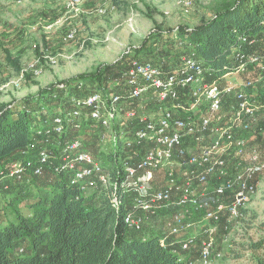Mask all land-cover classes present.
Returning a JSON list of instances; mask_svg holds the SVG:
<instances>
[{
    "label": "trees",
    "instance_id": "16d2710c",
    "mask_svg": "<svg viewBox=\"0 0 264 264\" xmlns=\"http://www.w3.org/2000/svg\"><path fill=\"white\" fill-rule=\"evenodd\" d=\"M169 40L172 48L184 46L191 52L184 53L182 57L174 55L173 63L150 58L144 48L135 51V56L141 51L139 59L172 70L179 66L183 57L194 54L202 62L207 80L220 81L237 67V52H263L264 0H233L199 26L189 29L180 25ZM111 67L105 66L94 73L63 82L67 88L76 81L82 86L68 89L67 96L59 85H52L37 95L0 104V196L1 193L20 195L26 192L27 189L23 188L27 185L38 188L36 195L28 194L23 201L26 213L17 209L10 211L15 214L13 220L3 212H7L14 206L9 207V204L14 203L8 201L1 205L0 202V264H194L198 259L199 251L193 249L196 244L184 251L181 239L171 241L165 237L163 241L160 231L145 232L144 225L141 230H130L124 222L128 201L124 202L120 191H117V196L121 204L115 208L108 190L83 194L78 187L70 185L67 173L56 172L63 146L80 140L82 148L110 171L115 182L123 179L125 161L132 152L124 138L132 137L136 125L127 123L121 126V121H116L111 127L114 130L113 141L104 150L101 143L106 128L83 117L81 127L77 129L69 117L75 94L86 97L95 91H109L103 83ZM127 67V62L122 63L114 77L122 79ZM124 87L117 88L115 93L122 94ZM249 93L251 95L252 91ZM184 99L187 97L181 94V101ZM253 100L264 106L263 91L259 90ZM224 106L230 107L229 99L224 100ZM257 116L260 128H264V110L256 113L255 118ZM57 117L64 119L65 129L60 135L54 131ZM47 131H50L49 136L45 134ZM54 141L56 144L51 151L55 156L42 160L38 146ZM18 162L28 166L21 181L10 179L5 174ZM36 167L53 174L46 191L43 189L47 185H39L35 180L39 176L32 173ZM21 183L26 184L22 187L19 186ZM25 245H28L27 249ZM253 248H258V245Z\"/></svg>",
    "mask_w": 264,
    "mask_h": 264
},
{
    "label": "built area",
    "instance_id": "2783aa9c",
    "mask_svg": "<svg viewBox=\"0 0 264 264\" xmlns=\"http://www.w3.org/2000/svg\"><path fill=\"white\" fill-rule=\"evenodd\" d=\"M68 2L77 7L84 0ZM179 2L185 9L193 6V0ZM74 37V32L69 35L71 39ZM235 58L238 65L227 76L248 75L250 68L257 66L261 81H264V49L261 54L240 51ZM127 64L122 73L125 86L122 94L95 91L86 97H74L73 110L69 114L77 129L81 127L83 117L100 123L106 129L118 120L121 126L127 123L136 125L132 137H123L126 146L132 149L125 161L123 179L115 182L110 171L82 148L80 140L67 142L63 146L56 172L67 173L70 185L78 187L83 194L108 190L115 208L121 204L117 191L122 193L124 202L131 197L132 208L126 212L124 222L133 230L143 227L138 213L155 217L162 210L170 208L174 209L168 224L170 236H178L193 225L186 221L189 210L202 213L210 224L219 223L224 214L230 219L240 218L255 193L256 175L264 171V162L258 151L253 149L247 153L245 138L236 135L238 130H250L259 109L249 93L256 81L248 77L237 84L227 82L225 76L220 81L209 82L202 62L194 54L183 57L179 66L172 70H165L139 58ZM146 94L156 100L152 112L145 111L140 105V99ZM181 94L187 97L184 102L181 101ZM225 99H229L230 107L224 106ZM187 102L191 103L189 107L184 106ZM231 102H234L233 106ZM126 103L131 107L125 109L123 105ZM173 104L175 109L191 112L195 108L199 113L206 114L198 119L194 114L182 116L172 109ZM225 110L231 114H224ZM122 115L127 118V123H123ZM64 129V119L57 117L54 120L55 133L60 135ZM259 132L264 137V129L260 128ZM45 134L49 136L50 131ZM105 138L106 134L103 136ZM190 139L198 145L195 149L187 147ZM52 156H55L52 151H40L42 160ZM229 156L236 159L237 171L233 176L229 175ZM175 165L180 167L179 172L174 170ZM27 167L18 162L5 174L10 179L21 181ZM161 171L166 172L164 182L157 180ZM32 173L41 176L43 169L36 167ZM5 174L2 173V176ZM212 179H216L217 184L211 197L205 199L208 197L201 194L199 189ZM212 231L210 229L207 234L211 235ZM196 239L197 235H188L182 241V249H192ZM211 246V237L202 242L201 260L210 256Z\"/></svg>",
    "mask_w": 264,
    "mask_h": 264
},
{
    "label": "rangeland",
    "instance_id": "374dc122",
    "mask_svg": "<svg viewBox=\"0 0 264 264\" xmlns=\"http://www.w3.org/2000/svg\"><path fill=\"white\" fill-rule=\"evenodd\" d=\"M231 1L233 0H193V6L185 9L179 0H84L77 7L71 6L68 0H0V104L37 95L52 85H59L63 89L62 93L67 96L70 92L68 89L82 86L76 81L71 88H67L63 82L82 74L94 73L105 66L112 67L108 69L103 85L108 92L115 93L117 88H123V80L114 77L117 69L122 63L140 58L141 51L137 56L135 51L144 48L143 51L150 58L166 59V62L173 63L174 55L182 57L184 53L191 52L190 48L184 46H170L169 39L173 32L180 25L192 29L209 21L218 9ZM73 32L75 37L71 39L69 35ZM168 56L171 58H167ZM250 69L248 75L233 74L226 76V80L240 84L250 77L256 81L250 89L253 98L259 90L264 93V81H261L257 66ZM74 97H77L76 94L72 98ZM155 101V98L146 94L140 99V105L145 111L152 112ZM188 104L191 103L187 102L184 106L189 107ZM136 105L135 107H140ZM233 105L234 102L231 106ZM256 105L259 114L264 106L257 101ZM171 106L182 116L194 114L198 119L206 114L199 113L195 108L187 112L175 109V104ZM123 107L128 109L131 106L126 103ZM224 114L230 115L231 112L225 110ZM121 118L123 123L128 122L124 115ZM260 126L257 116L249 131L238 130L236 135L245 138L247 153L256 149L264 162V137L260 136ZM113 132V128L106 129V138L101 143L104 150L110 147ZM190 141L192 142L191 139ZM189 142V149L198 146ZM55 144L54 141L46 146H38V149L51 151ZM235 160L233 156L227 158L230 176L237 171ZM174 170L179 172L180 167L175 165ZM165 174V171L159 172L157 180L164 182ZM52 179L53 174L44 169L43 174L35 180L39 185L46 184V189H43L46 191ZM255 179V193L240 218L230 219L224 214L223 222L210 224L203 214L188 211L186 221L196 222L184 236L198 234L193 249L199 251V257L194 264H264V171L256 175ZM216 182V179H212L199 189L201 194L208 197L205 199L211 197ZM25 184L19 186L23 187ZM25 188L30 192L26 190L20 195L12 196L1 193V205L8 201L14 203L9 204V207L14 205V208L3 212L7 218L14 219L15 214L10 212L14 209L26 213L23 201L28 198V194L36 195L38 188L29 185L23 190ZM127 201L129 210L132 208L131 197ZM166 211L167 213L161 214L166 217L162 221L159 216L150 217L138 213L145 226L143 231H160L164 237L174 239L170 236L168 225L174 210ZM210 229L213 230L211 235L207 234ZM184 236L179 235L177 240ZM209 237L212 238L211 254L207 259L201 260L200 246ZM255 245L258 248H253ZM24 248L27 249L28 245Z\"/></svg>",
    "mask_w": 264,
    "mask_h": 264
},
{
    "label": "crops",
    "instance_id": "0c3cea01",
    "mask_svg": "<svg viewBox=\"0 0 264 264\" xmlns=\"http://www.w3.org/2000/svg\"><path fill=\"white\" fill-rule=\"evenodd\" d=\"M167 210H168V209H167ZM169 210H174V209H171V208H170ZM165 211H166V209H165V210H162V211H161V214H162V213H167V211H166V212H165ZM161 214L159 215V219H160V221H162L163 219L166 218L165 216H162ZM199 214L202 215V213H199ZM142 215H143V214H142ZM172 215H173V214H171V216H172ZM139 216H140V215H139ZM157 217H158V216H157ZM192 218H193V217H192ZM195 222H196V220H193V222H192L193 225H195ZM182 234H183V235H182ZM184 234H186V231L183 232V233H181L180 235H181V236H184ZM178 236H179V235H178ZM178 236H173L174 239H173V238H169V237H167V236H165V237H166V238H169L171 241H178V240H179V239L177 240V237H178ZM197 236H198V234H197ZM165 237H164V238H165ZM187 237H188V234L185 235L183 238H181V241L184 240V239L187 238Z\"/></svg>",
    "mask_w": 264,
    "mask_h": 264
}]
</instances>
